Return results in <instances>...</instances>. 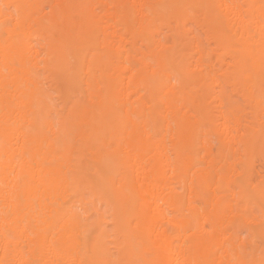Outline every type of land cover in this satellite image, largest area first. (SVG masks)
Instances as JSON below:
<instances>
[{
  "label": "bare ground",
  "instance_id": "6f19581e",
  "mask_svg": "<svg viewBox=\"0 0 264 264\" xmlns=\"http://www.w3.org/2000/svg\"><path fill=\"white\" fill-rule=\"evenodd\" d=\"M5 4L0 260L262 264L264 0Z\"/></svg>",
  "mask_w": 264,
  "mask_h": 264
},
{
  "label": "snow or ice",
  "instance_id": "6c2138e0",
  "mask_svg": "<svg viewBox=\"0 0 264 264\" xmlns=\"http://www.w3.org/2000/svg\"><path fill=\"white\" fill-rule=\"evenodd\" d=\"M14 7H18V6H13L11 4L0 5V8L3 9L5 14L12 13ZM199 7L213 10L215 17L220 22L221 26H223L227 22V14L221 10L224 6L222 5H201ZM86 58H87V53H85V59ZM49 69L55 70V71H64V72L69 71V66L65 62L64 53L58 47H51L49 49L47 53V63L41 62L39 66L34 68L33 69L34 75H36L37 77H44L48 73ZM94 71H95L94 68H89L90 74L94 73ZM262 72H264V68H262ZM167 82L171 83L172 80L169 79ZM262 134H264V128H262ZM179 135L182 136L183 133L180 132ZM120 179H121V176L119 174L114 176L113 184L118 183ZM88 194L89 193L87 191H84L81 193V195L83 196H87ZM262 211H264V209H262ZM6 214H10V209L6 208ZM204 227L207 228V225H204ZM4 235H5V239L8 241V244L6 245V251L12 250L13 242L16 240V237L9 230H6ZM0 264H7V262L0 260ZM21 264H23V262H21ZM192 264H201V262L193 261ZM262 264H264V262H262Z\"/></svg>",
  "mask_w": 264,
  "mask_h": 264
}]
</instances>
